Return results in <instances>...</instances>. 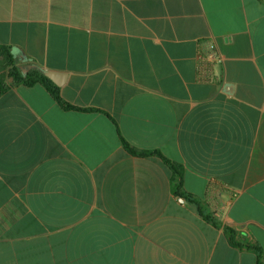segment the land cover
<instances>
[{"label":"crops","instance_id":"1","mask_svg":"<svg viewBox=\"0 0 264 264\" xmlns=\"http://www.w3.org/2000/svg\"><path fill=\"white\" fill-rule=\"evenodd\" d=\"M0 45L72 107L0 94V264H258L264 0H0Z\"/></svg>","mask_w":264,"mask_h":264},{"label":"trees","instance_id":"2","mask_svg":"<svg viewBox=\"0 0 264 264\" xmlns=\"http://www.w3.org/2000/svg\"><path fill=\"white\" fill-rule=\"evenodd\" d=\"M22 84L25 86H32L34 84H41L44 86L52 98L64 109L72 108L68 104L64 103L58 93V88L51 85L50 81L39 72H30L28 74L22 75L17 66V58L10 47L0 45V94L9 89L13 85ZM123 147L133 155L145 156L147 154L157 155L156 152H138L131 149L125 142H123ZM173 176L175 175L178 179L177 192L176 194L182 199L191 201L190 197L184 195L180 192L179 180L182 176V168L176 164H169ZM172 176V177H173ZM173 180V179H172ZM198 213L207 221L211 222L214 226H217L213 219H210L209 215L204 214V211L198 206ZM225 237L228 243L234 248H246L252 251L257 258L258 264H264V255L261 247L257 242L249 243L245 239H241L235 231L225 227L224 228Z\"/></svg>","mask_w":264,"mask_h":264},{"label":"built area","instance_id":"3","mask_svg":"<svg viewBox=\"0 0 264 264\" xmlns=\"http://www.w3.org/2000/svg\"><path fill=\"white\" fill-rule=\"evenodd\" d=\"M197 79L199 82H213L215 79L213 69L222 61L220 54L212 43L199 44L197 52ZM182 203V199H178Z\"/></svg>","mask_w":264,"mask_h":264},{"label":"water","instance_id":"4","mask_svg":"<svg viewBox=\"0 0 264 264\" xmlns=\"http://www.w3.org/2000/svg\"><path fill=\"white\" fill-rule=\"evenodd\" d=\"M43 75L47 77L48 79H51L52 81H54L53 75L51 73H43ZM248 228L251 231L255 241L261 247L263 251V255H264V228L259 227L257 225H252V224L249 225Z\"/></svg>","mask_w":264,"mask_h":264}]
</instances>
